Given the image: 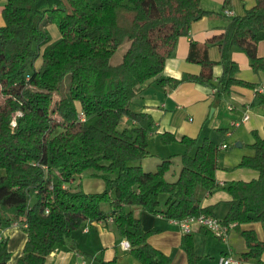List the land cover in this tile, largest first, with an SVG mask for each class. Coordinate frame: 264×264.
I'll list each match as a JSON object with an SVG mask.
<instances>
[{
  "label": "trees",
  "instance_id": "16d2710c",
  "mask_svg": "<svg viewBox=\"0 0 264 264\" xmlns=\"http://www.w3.org/2000/svg\"><path fill=\"white\" fill-rule=\"evenodd\" d=\"M2 1L0 210L9 216L0 218V224L20 222L27 238L14 263L7 238L1 239L0 264H47V256L58 245L76 247L73 232L84 222L109 217L140 264H171V256L150 242L155 230L143 228L135 209L168 219L215 215L217 204L202 205L197 189L212 193L220 188L216 177L220 150L229 145L208 136L199 142L198 137L184 134L179 139L184 145L182 166L175 181L166 176L172 155L155 170L146 171L140 161L152 154L149 138L156 120L134 99L148 81L170 88L193 82L221 95H230L238 87L252 89L251 105L264 108L259 82L238 77L240 64L231 57L233 48H239L250 58L252 69L264 74V57L258 52L264 40V0H253L244 13L233 15L221 35L204 44L192 42L187 60L200 65V70L181 77L162 76V72L192 24L214 13L201 0ZM232 1L224 0L222 11L231 10ZM50 24L59 31L56 38L46 28ZM124 42L128 47L122 60L113 63V54ZM218 42L220 59L213 60L208 45ZM217 63L223 69L215 82ZM67 74L69 90L60 94L55 106L57 119L52 114V96ZM130 102L139 108L130 107ZM124 116L130 118L129 126L121 129ZM253 133L255 140L248 145L254 154L244 155L238 165L259 174L226 186L230 205L222 218L236 222L234 227L246 244L242 260L264 254V237L252 226L254 221L264 222V137ZM160 140L170 144L178 137L166 130ZM89 169L102 179L104 188L71 189L68 183L75 175ZM182 241L187 264H201L193 234L185 233ZM117 258L105 259L103 251L96 255L100 264H117Z\"/></svg>",
  "mask_w": 264,
  "mask_h": 264
},
{
  "label": "crops",
  "instance_id": "0c3cea01",
  "mask_svg": "<svg viewBox=\"0 0 264 264\" xmlns=\"http://www.w3.org/2000/svg\"><path fill=\"white\" fill-rule=\"evenodd\" d=\"M211 1L216 5V8H222L224 0ZM252 4L253 0H233L231 5L233 13L229 14L226 11L222 12H225L231 19L233 15L244 13ZM211 15L204 16L200 20L194 22L189 34L179 39L175 51L166 61L162 76L181 77L185 72H199L200 65L197 63H190L187 60L190 44L192 42L204 44L211 38L221 35L224 27L229 22L225 23L219 21L218 17L215 18ZM3 23L0 22V25ZM216 40H219V38H216ZM218 44L219 42L210 43V45H208L209 55L213 60L220 59V48ZM258 52L260 56L264 57V40L259 42ZM231 56L232 59L240 64L238 72L241 71V74H237L238 77L259 82L258 89L264 88V74L257 73L252 69L250 65L251 60L245 52L233 48ZM217 64L219 65L217 67V73L214 66L215 79H218L223 69L221 64ZM241 66L243 67L241 68ZM254 95L255 91L249 88L238 87L234 89L230 95H221L215 92L210 86L193 82H184L179 84L176 88H170L168 86H158L154 81H148L142 85L141 92L138 93L134 99L141 107V110L150 112L155 118L156 129L154 133L166 131V128L171 126L169 131L174 132L178 137L176 141L180 142L179 139L184 134L199 138L202 120L205 118L210 104L214 105L212 101L213 97H219L217 104L214 105L213 113L214 116H218L219 125L216 129L219 131L220 128L225 129L224 131L221 130L223 134L220 139H218V143H226L229 146L221 147V149L227 150L224 152L222 151L219 156V167L216 171V177L221 184L220 188L212 193L206 191L203 199H201L202 205L217 204L214 209V214L219 218L225 216L230 205L228 202L230 198L229 193L223 192L221 189H226L227 185L237 180H249L257 177L259 174L258 171L253 168L238 165L244 155L254 154L253 148L248 145L255 140L253 131L264 137V108H253L251 102ZM223 102L227 104L225 110L221 108ZM187 105H189V107H186ZM188 109L194 111L196 114L193 120L185 119V111ZM245 113L249 114V118L239 126L234 125L233 121L242 119ZM214 140L216 139L214 138ZM233 144L235 145L233 146ZM230 147L233 148L229 150L228 148ZM183 150L184 147L182 151ZM144 161V159L140 161L142 167H144ZM174 174L178 175L179 173L176 170ZM74 183L75 178L70 181V184ZM78 184L83 186V180ZM98 188L102 190L104 188V183L100 182ZM222 201L226 202L223 209L221 208ZM104 208L108 210L109 206L105 204ZM135 212L141 217L142 225L145 230H155L150 235V242L171 256V264H187L185 246L182 241L185 233L173 219H168L162 214H155L140 209H135ZM21 229H23V227L14 225V222H4L0 224V242L1 239L7 238L9 249L12 251V259L16 252H20L18 256L21 254L27 238L25 230L23 229L22 231ZM234 231H238V229L233 226L227 240L224 241H229L228 239L231 238ZM192 234L196 252L201 255L203 259V255L198 251V242L202 243L203 252H207L210 246V237L204 235L213 233L203 231L202 227L195 225ZM73 236L75 238L76 247L71 248L68 245H58L54 251L47 256V264H79L81 260H86L89 264H95L96 255L101 251H103L105 259H112L117 255V264H135L134 257L129 253V248H125L123 245L125 238L119 235L113 217L100 221H86L80 228L73 232ZM259 237L263 238L264 236ZM15 250L17 251L15 252ZM233 252L234 247L230 244L229 247L223 246L221 248L220 255H234ZM213 258L215 259V257ZM238 258H240V261L237 264H264V254L260 259L242 260L241 256ZM217 259L214 260L215 263Z\"/></svg>",
  "mask_w": 264,
  "mask_h": 264
},
{
  "label": "rangeland",
  "instance_id": "374dc122",
  "mask_svg": "<svg viewBox=\"0 0 264 264\" xmlns=\"http://www.w3.org/2000/svg\"><path fill=\"white\" fill-rule=\"evenodd\" d=\"M4 3V1H2L0 3V5L2 6ZM202 4L203 6H205L208 9H211L214 11V13L211 16H214L215 18L218 17L219 21H223L225 23H227L230 20V16H228L225 13H222V8L218 9L216 8V5L212 3L211 0H202ZM156 13L158 12L157 9L155 8ZM224 14V15H222ZM0 22L3 23L2 21V17L0 14ZM46 28L49 31V34L52 38H56L59 35V31L57 29V27L55 25H46ZM128 47V42H124L122 43L116 50V52L113 54L112 56V62L113 63H119L122 58L123 55L126 51ZM238 50H240L239 48H236ZM232 57V56H231ZM219 65L216 64L215 65V70L217 73V67ZM243 66H241L242 68ZM237 74H241V71L237 72ZM215 82H217V79H214ZM69 85H70V74H67L64 79L62 80V85L61 87L57 90V92H55L52 96V102H53V116L57 119H60V115L59 113L56 111V107L58 105V103L60 102V96L64 95L65 93L68 92L69 90ZM61 94V95H60ZM1 96V93H0ZM219 100L218 96H214L213 97V102L214 105L217 104V101ZM130 107L138 109L139 107L134 105L133 103H129ZM214 105L210 104V108L207 110L206 114H205V118L202 120V124L200 125V133H199V138L198 141L201 142L202 139L206 136L211 137V138H215L216 141L218 142L220 139V137L222 136V132L221 130H217L216 127L219 125L218 124V116H214L213 113V109H214ZM226 102H223L221 105V108H223V110L226 109ZM171 107V106H170ZM186 107H189V105H187ZM254 109H261V107L259 106H253ZM170 109V108H169ZM186 115H185V119L186 120H193V118L195 117V113L194 111L188 109L185 111ZM130 118L127 116H124V120L121 122L120 124V128H124L129 126V122ZM167 130L171 129V126H168L166 128ZM162 132V131H161ZM160 135L161 133H152V135H150L149 138V149L151 151V155L146 157L144 160V169L146 171H153L157 168V164L160 163L162 161L163 158H167L169 157V155H172V168L171 170L167 173V179L170 181H175L178 177L177 174H174V172L177 170V172L179 173V169L182 166V160H181V151L184 147V145L181 142H177L174 141L170 144H163L160 140ZM235 144H233L234 146ZM233 147L228 148L229 150H231ZM227 149H221L220 150V154L223 151H226ZM151 163V164H150ZM4 172L3 169H0V174H2ZM113 174H116V172H114ZM83 180V186H78V183ZM100 182L103 183L101 178L98 177H94L93 175H91V170H86L85 172H83L82 174H76L75 175V183L74 184H70V182L68 183L71 189H77V188H82L84 189L86 192H94V191H98L100 190L99 185ZM223 192L228 193L227 189L222 188L221 189ZM206 193V189L203 187H199L197 189V195L199 198L203 199L204 194ZM35 197H32V202L34 201ZM164 202H165V196L162 198V206L164 207ZM226 202L222 201V209L224 208V204ZM9 214H6L4 212H2L0 210V218L4 219L5 217H8ZM258 231L259 236L263 237L264 236V222L262 221H255L252 224ZM23 231V229H21ZM204 236L206 237H210L209 243V249L207 250V252H203V247H202V243L198 242V251L203 255V259H202V264H215L214 260H216L219 256H220V250L221 248L224 247H229L230 244L233 245L234 247V252L233 254L235 255V257H240L241 253L243 250H245L246 246H245V242L244 239L242 238V236L240 235V233L238 231H234L231 235V238L228 239L229 241H224L221 238L217 237L214 234H205ZM225 249V248H223ZM17 250H15L16 252ZM20 252H16L15 255L13 256V259L11 258L10 262L14 263V259L18 256ZM215 257V259L213 258ZM134 261L135 264H139V261L134 257ZM95 264H100L99 261L96 259Z\"/></svg>",
  "mask_w": 264,
  "mask_h": 264
},
{
  "label": "built area",
  "instance_id": "2783aa9c",
  "mask_svg": "<svg viewBox=\"0 0 264 264\" xmlns=\"http://www.w3.org/2000/svg\"><path fill=\"white\" fill-rule=\"evenodd\" d=\"M227 13L232 14L233 11L230 9L226 10ZM215 90V89H214ZM259 90L264 92V88H259ZM20 114V111L18 112ZM79 117L83 120L85 119V115L83 111L80 112ZM249 118V114L245 113L241 120H234L233 124L238 126L241 122L246 121ZM15 118L13 120V124H15ZM226 145L224 144L223 147ZM48 212V210H46ZM173 221L181 228L184 233H192L194 231L195 225L198 227L207 228L211 233L221 238L222 240H227L231 228L236 224V222L227 223L212 214L200 213L199 215H190L184 217L182 219H173ZM14 225L21 226L20 222L15 221ZM26 225V224H25ZM123 245L125 248H129L130 243L128 240L123 241ZM240 259L231 254H221L215 264H237ZM79 264H89L86 260H81Z\"/></svg>",
  "mask_w": 264,
  "mask_h": 264
}]
</instances>
